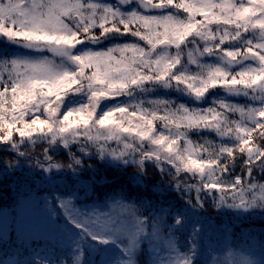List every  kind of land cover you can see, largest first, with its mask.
<instances>
[{"label": "snow or ice", "instance_id": "obj_1", "mask_svg": "<svg viewBox=\"0 0 264 264\" xmlns=\"http://www.w3.org/2000/svg\"><path fill=\"white\" fill-rule=\"evenodd\" d=\"M120 3L128 4V10L93 0H0V39L41 53L0 49V145L19 159L32 160L19 147L25 138L50 137L49 146L65 148L76 143L79 154L69 149L66 162H57L47 146L42 159L37 157L31 166L46 174L81 177L85 169L97 171L86 161L98 157L117 167H134L129 181L140 189L148 186L150 167L155 174L152 191L180 193L194 211L207 204L264 210V103L242 106L213 97L207 106L196 107L171 97L137 95L157 86H173L197 101L216 88L228 95L264 93V38H245L250 30L264 37V0ZM137 4L144 10L167 11L148 15L136 10ZM112 37L129 39L106 48H78ZM191 37L202 45L196 47ZM189 42L194 46L189 48ZM226 42L239 43L225 47ZM211 54L224 65L199 63V57ZM185 56L198 65L195 70H177ZM75 94L82 102L61 111L65 99ZM106 100L116 103L98 111ZM201 130L214 132L216 139L202 135L203 143L194 142L189 133ZM224 137L233 142H223ZM86 181L85 194L94 183L108 182L95 176ZM53 192H28L20 198L21 229L53 228L56 210H62L68 224L79 230L76 239L66 233L76 250L68 261L82 264V242L88 237L101 244L118 241L120 254L106 264H136L145 242L148 264H195L202 225L194 221L188 227L185 212L129 197L125 187L106 195L103 210L93 206L88 212L74 206L75 189L55 197ZM205 194H214L210 203ZM39 205L46 209L45 216H34ZM185 230L181 240L179 233ZM238 264H247V259Z\"/></svg>", "mask_w": 264, "mask_h": 264}, {"label": "trees", "instance_id": "obj_2", "mask_svg": "<svg viewBox=\"0 0 264 264\" xmlns=\"http://www.w3.org/2000/svg\"><path fill=\"white\" fill-rule=\"evenodd\" d=\"M160 11L161 10H155L154 12ZM254 31L256 30H250L247 34L250 35ZM109 39L119 41L120 39H129V37H112ZM189 40H194V37L189 38ZM188 44L194 46L191 42ZM196 44L198 47L199 45L201 46L200 42L196 41ZM0 49L6 50L10 54L15 50L30 51L21 48L19 45L10 44L2 39H0ZM184 59L185 57L183 61ZM171 88L172 90L167 92V97H171L175 101H182L186 105L198 107L209 104V101L204 98L197 101L192 97H181L177 94V91L173 90L175 87L171 86ZM155 90H158L156 93L159 96L166 93L160 86L150 91L147 90L146 93ZM213 90L214 89L209 90L205 98ZM238 102L239 104L248 105L250 99L237 98V103ZM189 135L191 139L197 143L204 142V138L200 137L202 135L209 136L206 137L207 139H216L215 133L208 132V130H201L200 132L192 131ZM49 139L50 137L40 135L33 137L31 140L25 138L20 143L19 147L22 151L28 152L33 161H35L37 157L42 159V151L45 145L50 148V154L54 155L57 162H66L69 149L79 154L78 144L70 143L68 148L58 143L49 146ZM220 139L225 143L233 142L231 138H229V140H225V138ZM6 147L5 145H0V152L15 155V153L11 151H6ZM88 161L96 163L97 171L93 173L91 169H85L81 173V177H76L63 172H59L55 175L51 173L46 174L42 169L33 168L31 165L25 164L23 158H20L18 166L11 173L8 172L7 169L0 170V210L14 208L20 203V198L22 199L24 194L28 192L40 193V195H43L45 192L50 193L56 191L52 193V196L55 197L59 193L66 192L69 189H75L77 191V196L75 197L76 203L95 206L100 204L108 193L125 187L127 188L129 197H135L137 200L142 197L152 199L158 204L163 203L164 206L170 207L173 211L185 212L188 217V227H190L194 221L200 222L202 225V232L199 238V249L196 254L195 264H207V261L210 259L209 249L216 250L212 254L213 259L215 255L218 256L219 253L230 250L229 248L235 249L236 247L246 246H250V248L257 247L258 241L253 238V236L258 237L260 240H264V210L249 209L247 212L229 208L215 210L213 205L207 204L205 205V209L194 211L187 205L180 193L175 191H165L162 194L154 193L151 189V184L154 181L155 174L153 175V171L150 167L148 168V175L146 176V184L148 186L144 189H140L138 186L132 185L129 181V177L136 171L134 167L131 168L130 166L124 165L117 167L100 161L98 157L91 158ZM88 161H86V164ZM234 167L236 170L239 169L238 165ZM261 175H264V173ZM93 176L98 180L106 179L108 182L103 184L94 183L88 191V194H85L84 188L87 187L86 180L91 179ZM166 179L171 178L166 177ZM213 198L214 194H205V200L209 203ZM179 236L182 240L185 239L187 230L179 233ZM145 247L144 245L137 253L136 258L138 264L144 263L146 257ZM72 253H74V251L67 245L56 244L48 240L45 236L31 237L28 241H24L11 234L8 237H4L3 241L0 240V260H3L5 264H42V262L53 264L54 261L59 260L61 257L66 261L69 260Z\"/></svg>", "mask_w": 264, "mask_h": 264}, {"label": "rangeland", "instance_id": "obj_3", "mask_svg": "<svg viewBox=\"0 0 264 264\" xmlns=\"http://www.w3.org/2000/svg\"><path fill=\"white\" fill-rule=\"evenodd\" d=\"M93 2H95L99 5H102V6L106 5V6L118 7V8H120V10L122 12L127 11L129 8L128 4H121L120 0H93ZM135 7H136V10L144 12V14H148V15H159V14H163L164 11H167V10H161L160 12H154L155 9L144 10L138 4L135 5ZM245 38L257 40V39H262L264 37H260L258 30H256V31L252 32V34H250V35L249 34L245 35ZM122 40H124V39H120L119 41H122ZM194 40L197 42H200L201 45L203 43V42L199 41V38L194 37ZM119 41L113 40V39H109V40L105 39L96 45H87L86 44L84 46H78V48H80V47H92V48L103 47V48H106V47L110 46L112 43L119 42ZM238 43L239 42H226L224 46L225 47L233 46V44H238ZM187 46L189 48L193 47L191 44H188ZM195 46L198 47L197 44H195ZM171 51H174V49ZM23 53H27V54H30L33 56L41 55V53H35V52H31V51H19V50L12 51L11 54H23ZM183 58L184 57L181 58V64L177 66V70H189V71H191V70H195L198 67V65H196V64L188 63L186 56H185L184 61H183ZM198 59H199V63L205 64V65H210V64H221L222 66L224 65V62L217 55H214V54L204 55L202 57H199ZM241 66H243V62L241 64L232 65L230 70L235 71ZM160 88H162V90L164 92H166V93L162 92L163 93L162 96H164V97L165 96L167 97V95H168L167 92H169V90H172L171 86L167 89H165L163 86H160ZM153 89L154 88L149 89V91L153 90ZM173 90L177 91V94L181 97L182 96L192 97V96L184 93L181 90H177L176 88ZM157 91L158 90H155V91H152L150 93H146L147 91H145L143 93H137V95H144V96L158 95L156 93ZM263 95H264V93H261L259 91L253 92L251 94L240 93V94L228 95L225 93V91L223 89L216 88L213 91H211L206 98L204 97V99H207L209 101L208 103L211 102L213 97L224 98V99H226L230 102H234V103H237V98L250 99V103H248V106H259L260 104L264 103V100H263L264 96ZM192 98H194V97H192ZM118 99L121 101H124V100H127L129 98L121 97ZM77 102H82V96L80 94L71 95L70 97L65 99L64 104L62 105L61 111L67 110L68 107L74 106ZM114 103H116V101L106 100L101 104L98 111H103L107 107L113 105ZM194 103H196V102H194ZM238 104H239V102H238ZM207 105H205V106H207ZM240 105L243 106L242 103ZM192 106H194V105H192ZM196 107H198V106H196ZM237 118H238V115L236 117H233V119H237ZM208 132H212V131L208 130ZM224 138H225V140H229V138H227V137H224ZM201 143H203V142H201ZM73 204L81 212H88V211H90L91 207L94 206V205L90 206V205H86V204L76 203L75 197L73 198ZM104 204H105V199L100 204L95 205V206L101 207V210H103L102 206ZM56 211H57V215L55 217V226L53 228L44 229V230H35V231L26 229V230L22 231V229H21L22 212H21L20 203L12 209H2V210H0V231H4V237H8L11 234H13L17 238H19L20 240H24V241H28L31 237L45 236L48 240H50L56 244L64 245V246L67 245L71 250H73L75 252L76 250L74 248V245L70 242V240L68 239V235L66 233H70L72 239H76L77 236L79 235V230L75 229V227L73 225L68 224V221L64 217L62 210L57 208ZM45 215H46V209L42 205H39L34 209V216L42 217ZM24 222L26 223L27 221L24 220ZM60 229H62V231ZM180 239L182 240V238H180ZM117 244H118V241H116V242L110 241L108 243L101 244L98 241H93L88 237H84V240L82 242V247L84 249L85 255L83 257L82 264H106V261L109 258L116 257L120 254V250H119V247L117 246ZM206 244H207V242H206ZM145 246H146L145 247L146 257H145L143 264H148L150 254L147 251V248H148L147 242H145ZM246 247L250 248V246H246ZM246 247H236L235 249L229 248L230 250H225L222 253H219L218 256L215 255V257L213 259L219 258L224 262V264H238L239 261L247 258V253L245 251ZM251 249L257 255H264V251H261L258 247H252ZM136 256H137V254H136ZM136 264H138L137 258H136Z\"/></svg>", "mask_w": 264, "mask_h": 264}, {"label": "clouds", "instance_id": "obj_4", "mask_svg": "<svg viewBox=\"0 0 264 264\" xmlns=\"http://www.w3.org/2000/svg\"><path fill=\"white\" fill-rule=\"evenodd\" d=\"M45 147H47V145H45ZM24 152L26 153L27 156H30L28 152L26 151ZM33 162H34L33 159L32 160L24 159L25 164L31 165ZM18 163H19V158L16 157L15 155H9L7 153L0 152V164H2L4 169H7L8 172L11 173L12 171H14L15 168L18 166ZM9 165H12V167H9ZM86 165L91 168H96V163L92 161H88ZM215 210H218V208L215 207ZM258 210H262V209H258ZM253 238H255L258 241L257 247L261 251H264V240H260L258 237L255 236H253ZM242 243H246V242H242ZM214 251L216 250L209 249L210 259L207 261V264H224V262L219 258L212 259V254ZM245 251L247 253V258H246L247 264H264V255L255 254L251 248H246ZM42 264H47V262H42ZM53 264H77V262L68 261V260L66 261L63 257H61L59 260L54 261Z\"/></svg>", "mask_w": 264, "mask_h": 264}]
</instances>
